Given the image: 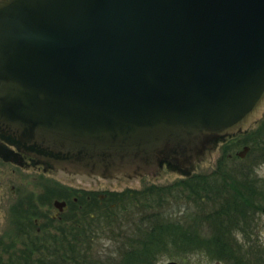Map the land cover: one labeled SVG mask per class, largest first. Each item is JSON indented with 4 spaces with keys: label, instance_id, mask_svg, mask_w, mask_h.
I'll return each instance as SVG.
<instances>
[{
    "label": "water",
    "instance_id": "95a60500",
    "mask_svg": "<svg viewBox=\"0 0 264 264\" xmlns=\"http://www.w3.org/2000/svg\"><path fill=\"white\" fill-rule=\"evenodd\" d=\"M263 116L264 0H0V143L67 182L188 170Z\"/></svg>",
    "mask_w": 264,
    "mask_h": 264
},
{
    "label": "rangeland",
    "instance_id": "374dc122",
    "mask_svg": "<svg viewBox=\"0 0 264 264\" xmlns=\"http://www.w3.org/2000/svg\"><path fill=\"white\" fill-rule=\"evenodd\" d=\"M263 121L264 116L242 134H231V136L214 140L205 145L203 152L199 155L196 162L188 169L190 176L197 177L198 175L200 179L192 177V179L185 181L182 166L180 167L175 162L163 161L157 166L154 173L140 177L137 180V182L139 181L138 184L135 183L136 181L124 179L112 183L102 180L98 181L99 183H103L101 187L99 186L102 190L107 189L120 192L130 188L128 189L130 191L142 192L146 188H150L151 190H149L153 194L147 196L150 191L142 193L144 195H140L142 199L138 201L141 203L135 202L133 204L129 199L128 202L124 200L125 202L122 205L131 206V208L136 207L139 211L134 212L136 211L135 209L127 208L125 220L121 222V217H124L121 215L124 213L117 210V201H113L116 207L108 212L107 217L110 215H116V217L110 224L108 223L109 221L104 219L105 223L101 225L103 228L100 227L98 233L92 237L93 242H87L83 247L89 250V255L87 256L92 257L93 255L98 260L96 262L90 260L89 263L119 264V260L121 261L123 257H127V253L133 252V250H137L136 252H138L139 256L142 254L144 246L149 244V242L142 243L141 241L144 235V238H148L149 232L147 231L154 222L152 221V215L157 220H163L165 219L164 217L172 215L173 220H182L183 217L189 216L186 226L193 230L189 233L191 236H195L199 232V234H203L205 238L210 240L209 236L211 233L215 234L218 229L225 233H223V236L225 235L228 238L232 236L231 242L234 245V254L237 260H228L226 257L218 255L217 246L214 242H183L181 239L175 240L176 242H161L163 245L155 251V257L151 258L152 264H166L170 261L177 264H264V230L263 225L260 224V220L262 222L264 220L260 212L254 211L257 203L261 205L264 202ZM245 147H248L249 150L240 158L237 154L243 152ZM60 180L65 181L62 178ZM197 180H200L204 186L200 189V193L204 195L206 202L210 201L207 200L209 195L215 196L211 202L205 205L196 193L191 192L193 191L191 186H194ZM251 180H256L257 183H253L252 187H249ZM180 189H183L187 193L190 192L191 200H194L187 203V212L184 214L181 212L160 214V211H157L160 204H157L156 208L151 198L155 196L157 201H161L164 204L166 202L165 197L168 194L172 199V204L169 203V205L173 209L177 206L175 203L177 199L173 197L184 195ZM148 207L153 208V211L149 210ZM214 208L215 211H225L227 216L233 214L235 217H239L243 223L239 222L240 224H237L233 220L224 222L223 217L220 216L218 217L219 220L222 224H225L227 229H222L217 221V223H214L215 226H210L208 222L206 224L202 222L204 227H202L203 225H198L199 217L206 215L209 211H213ZM203 211L205 213L202 214ZM137 216L141 218L140 222H138V219L135 220ZM126 219H130V224H133L132 226L130 225L131 227L128 230L122 227L128 223ZM121 233L125 234V237H128L127 235L132 236L133 234L134 236H130L131 241L129 242H120V238L123 236H121ZM241 233L245 235L243 236ZM217 245L220 246L221 244ZM241 255L243 256L242 262L239 259Z\"/></svg>",
    "mask_w": 264,
    "mask_h": 264
},
{
    "label": "flooded vegetation",
    "instance_id": "af4514ba",
    "mask_svg": "<svg viewBox=\"0 0 264 264\" xmlns=\"http://www.w3.org/2000/svg\"><path fill=\"white\" fill-rule=\"evenodd\" d=\"M0 144L10 152L8 155H5L6 157L0 156V264H11L13 253H15L17 263V261L24 258L23 253L25 251H41L44 242H93L92 237L98 233V229L103 225L102 223H105L104 219L109 221L108 223L110 224L116 217V215L107 217L108 212L116 207V204L118 206L117 210L124 213L121 215L124 217L120 216L121 219L119 217L121 222L125 220L127 208H131V206L122 205L125 202L124 200L128 202L129 199L133 204L135 202L141 203L138 202L142 199L140 195H144L141 191L133 193L128 190L130 188L120 192L107 189L102 190L99 186L101 187L103 183H99L98 181L87 186L73 184L70 181H61L55 171L46 168L36 159L18 152L14 147L5 145L4 143ZM182 173L185 176L183 177L186 179L185 181L196 177L190 176L188 170L183 169ZM197 178H199L198 175ZM135 183L138 184L139 181ZM253 183L255 184L257 181L251 180L249 187H252ZM191 187L193 188L191 192L196 193L204 205L211 202L215 197L209 195L207 200L210 201L206 202L204 195L200 193V189L204 187L200 180L195 181L194 186ZM126 191L129 192L126 193ZM180 191L184 195L173 197L177 199L175 202L177 206L173 209L169 205V203L172 204V199L168 194L165 197V206L161 201H157L155 196L151 198V201L156 208L157 204H160L157 208L160 214H171L173 212L184 214L188 210L187 203L194 200H191L190 192L187 193L183 189H180ZM152 194L150 191L147 196ZM114 200L117 201L116 204L113 203ZM261 205L257 203L254 211L260 212L261 216H263L264 202ZM131 209H135L136 211L134 212L139 211L136 207ZM148 209L153 211L151 207H148ZM142 210L144 209L142 208ZM169 211L171 212L168 213ZM203 213L205 212L203 211ZM171 216H166L163 220H157L152 215V221L154 222L152 225L150 224L151 227L147 231L150 234V237H148L152 241L163 240L164 242H173L182 239L181 241L183 242H214L217 246L218 255L226 257L228 260H237L234 254V245L231 242L232 236L229 238L225 235L223 236L224 232L219 229L216 230L215 234L211 233L210 238L208 237L210 240L205 238L203 234H199V232L195 236H191L189 233L193 230L186 226L189 216L183 217L182 220H173ZM220 216L223 217L224 222L233 220L237 224L239 222L243 223L239 217L237 218L233 214L227 216L225 211H215L214 208L213 211H209L206 215L199 217L198 225L202 226V222L205 224L208 222L210 226H215L214 223L217 221L222 229H227L225 224H222L219 220L218 217ZM137 219L140 222L141 218L139 216L135 220ZM126 221L128 223L122 227L128 230L133 224H130V219H126ZM157 222L161 223L158 224ZM260 224L263 225L264 230V222L260 220ZM162 226H164L166 233L162 230ZM241 234L245 235L244 233ZM121 236L120 242L131 241V235L125 237L126 235L121 233ZM133 236L134 234L131 237ZM144 237L145 235L142 236V243L147 239ZM32 256L36 260L40 258L38 254ZM242 257L241 255L239 258L241 262ZM22 261L18 263L22 264Z\"/></svg>",
    "mask_w": 264,
    "mask_h": 264
},
{
    "label": "trees",
    "instance_id": "16d2710c",
    "mask_svg": "<svg viewBox=\"0 0 264 264\" xmlns=\"http://www.w3.org/2000/svg\"><path fill=\"white\" fill-rule=\"evenodd\" d=\"M262 123L264 125V121ZM149 189L150 188H146L142 193L151 190ZM128 192L129 191H126V193ZM131 192L134 193V191ZM136 200L138 201V199ZM162 230L166 233L164 226H162ZM149 235L150 234H148V236ZM149 237L145 240V242H149V244L144 246L142 254L138 256L137 250H133V252L127 253V257H123L121 261L119 260V264H152L151 258L155 257V251L160 249V246L163 245L161 242L164 241H152ZM85 244H87V242H44L41 251H25V253H23V261L19 260L16 263L15 259L17 258H15V253H13L11 257L13 261L11 264H21L18 263L20 261H22V264H90V260L94 262L98 261L93 255L92 257L87 256L89 255V250L83 248ZM34 254H38L40 258L37 260L34 259L35 257L32 256Z\"/></svg>",
    "mask_w": 264,
    "mask_h": 264
}]
</instances>
